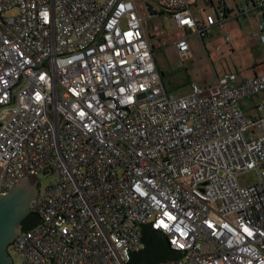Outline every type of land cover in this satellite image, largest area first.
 <instances>
[{
    "label": "built area",
    "instance_id": "1",
    "mask_svg": "<svg viewBox=\"0 0 264 264\" xmlns=\"http://www.w3.org/2000/svg\"><path fill=\"white\" fill-rule=\"evenodd\" d=\"M153 5L171 12L181 62L188 34L226 19ZM250 11L263 20L264 0L236 16ZM145 24L133 0H0V192L52 178L30 202L39 223L9 244L18 264H128L146 223L186 251L156 264H264V101L255 116L239 104L264 92V62L169 94L165 39Z\"/></svg>",
    "mask_w": 264,
    "mask_h": 264
},
{
    "label": "rangeland",
    "instance_id": "2",
    "mask_svg": "<svg viewBox=\"0 0 264 264\" xmlns=\"http://www.w3.org/2000/svg\"><path fill=\"white\" fill-rule=\"evenodd\" d=\"M137 12L144 18L146 31L153 40L157 37L165 39V42L157 45L154 57L160 70L164 73L162 80L169 94L180 95L190 90L192 82L205 85L216 81V75H223L224 72L235 71L240 79L250 77L256 71V65L264 62V43L258 41L254 32L258 30L260 16L256 11L246 14V19L237 21L230 17L222 26L214 24L208 26L206 34L201 38L198 34H188V42L191 47L192 57L181 62L179 56L174 51L170 36H176L177 29L173 17L169 10L160 11L158 6L153 5L154 0H133ZM218 5V0H213ZM245 0H237V3H244ZM256 1V0H255ZM152 4L156 13L150 14L147 3ZM227 5H232L233 0H225ZM205 9L203 11L202 9ZM192 12L198 16H203L204 12L210 11V6L203 0H197L191 5ZM14 11V10H13ZM15 12V11H14ZM194 14V15H195ZM227 36V41L225 39ZM239 72V73H238ZM187 78L190 83H187ZM261 97V96H259ZM255 101L257 98L254 96ZM253 100L244 97L240 100L244 112L252 111ZM249 172L245 177H252ZM39 195L43 193L45 186L52 180L51 176L39 173L35 176ZM13 263L18 264V255L13 248L8 246Z\"/></svg>",
    "mask_w": 264,
    "mask_h": 264
},
{
    "label": "water",
    "instance_id": "3",
    "mask_svg": "<svg viewBox=\"0 0 264 264\" xmlns=\"http://www.w3.org/2000/svg\"><path fill=\"white\" fill-rule=\"evenodd\" d=\"M162 74L163 72L161 71L160 75ZM28 177H33V184H28L26 182V177H23L21 181L11 189L5 192H0V264H14L8 253V246L14 237L22 231L20 230L21 220L28 214L30 210V202L38 193L35 176ZM139 225L141 226L140 242L142 243V226L150 225L151 227V224L146 223ZM132 252L135 251H129L130 258ZM178 252H180L181 256L186 251Z\"/></svg>",
    "mask_w": 264,
    "mask_h": 264
},
{
    "label": "trees",
    "instance_id": "4",
    "mask_svg": "<svg viewBox=\"0 0 264 264\" xmlns=\"http://www.w3.org/2000/svg\"><path fill=\"white\" fill-rule=\"evenodd\" d=\"M249 1L250 0H248L246 3H248ZM147 6L152 11H156L152 8L153 6H151V4L147 3ZM160 11H164V10L160 8ZM217 12L218 11H216L213 16H216ZM226 18H227V14H226ZM262 21H264V19ZM201 38H203V35L201 36ZM157 67L159 68L158 65ZM162 77L163 75L161 76V79ZM187 83H190V80L188 78H187ZM39 221H40V216L34 211L29 210L28 214L21 220V230H26L31 228L37 225ZM141 241L143 245L142 248L139 249L138 251L131 253V258L128 264H156L161 260H170L180 257V252L172 249L168 245L165 235L162 232L152 229L150 225L142 226Z\"/></svg>",
    "mask_w": 264,
    "mask_h": 264
},
{
    "label": "crops",
    "instance_id": "5",
    "mask_svg": "<svg viewBox=\"0 0 264 264\" xmlns=\"http://www.w3.org/2000/svg\"><path fill=\"white\" fill-rule=\"evenodd\" d=\"M207 5H209L210 6V8H212V9H210V11H208L207 13H205L204 12V15H206V14H211V15H214V13L216 12V11H219L221 8H225L226 10H227V12H226V14H227V18L223 21V23L224 22H226L230 17H233V18H235L237 21H239L240 19H246V15H242V16H240V17H237L236 16V13L239 11V9L241 8V7H243V6H246L247 5V1L245 0L244 1V3H237V0H233V4L232 5H227L226 4V2H225V0H218V2H219V4L218 5H215L214 3V1L213 0H203ZM239 1H241V0H239ZM195 2H197V0H189V3H190V8H191V5L192 4H194ZM203 11H205V9L203 8L202 9ZM228 10H229V12H228ZM150 11H152V10H150ZM157 11V10H156ZM156 11L154 12V13H156ZM191 11H192V9H191ZM193 13V12H192ZM150 14H152V13H150ZM195 13H193V15H194ZM204 15L203 16H198V15H194L195 17H198V18H203L204 17ZM260 19H261V17H260ZM147 23V22H146ZM145 31H146V24H145ZM258 32V30L256 31V32H254V36H256L257 37V35H256V33ZM146 34L148 35V33H147V31H146ZM149 36V35H148ZM258 38V37H257ZM151 39V38H150ZM227 41V40H226ZM258 41H260V42H262L259 38H258ZM262 43H264V42H262ZM189 46H190V44H189ZM157 48V47H156ZM190 49H191V47H190ZM192 52V51H191ZM193 56V55H192ZM191 56V57H192ZM190 57V58H191ZM261 65V64H260ZM260 65H256V67H254V69L256 68V71H254V74L259 70V68H260ZM231 72V71H230ZM232 72H234V73H236L235 71H232ZM225 73V72H224ZM239 73V72H238ZM237 74V73H236ZM163 75V74H162ZM222 75V74H221ZM217 76H220V75H216V77ZM237 76H238V74H237ZM252 76V75H251ZM239 77V76H238ZM240 79V78H239ZM241 80V79H240ZM254 96L257 98V100L255 101V99H254ZM259 96H261V97H259ZM246 97H248V96H246ZM250 97V99L251 100H253L252 102H253V106H252V111H250V113L249 114H247V116H255V115H257V111H256V109H255V103L256 102H259V101H264V92H261V93H259V94H257V95H253V96H249ZM244 98V97H243ZM242 99V98H241ZM240 99V100H241ZM239 104H240V101H239ZM240 108H241V110L243 111V113L246 115V113L244 112V110H243V107L241 106V104H240Z\"/></svg>",
    "mask_w": 264,
    "mask_h": 264
},
{
    "label": "flooded vegetation",
    "instance_id": "6",
    "mask_svg": "<svg viewBox=\"0 0 264 264\" xmlns=\"http://www.w3.org/2000/svg\"><path fill=\"white\" fill-rule=\"evenodd\" d=\"M26 182L30 185L33 184V177H26ZM20 230H21V224H20Z\"/></svg>",
    "mask_w": 264,
    "mask_h": 264
}]
</instances>
